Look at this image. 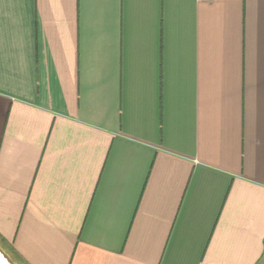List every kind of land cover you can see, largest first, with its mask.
Masks as SVG:
<instances>
[{
	"label": "crops",
	"instance_id": "1",
	"mask_svg": "<svg viewBox=\"0 0 264 264\" xmlns=\"http://www.w3.org/2000/svg\"><path fill=\"white\" fill-rule=\"evenodd\" d=\"M0 239L264 264V0H0Z\"/></svg>",
	"mask_w": 264,
	"mask_h": 264
},
{
	"label": "rangeland",
	"instance_id": "2",
	"mask_svg": "<svg viewBox=\"0 0 264 264\" xmlns=\"http://www.w3.org/2000/svg\"><path fill=\"white\" fill-rule=\"evenodd\" d=\"M3 257H2V256ZM0 264H24L14 250L0 240Z\"/></svg>",
	"mask_w": 264,
	"mask_h": 264
},
{
	"label": "trees",
	"instance_id": "3",
	"mask_svg": "<svg viewBox=\"0 0 264 264\" xmlns=\"http://www.w3.org/2000/svg\"><path fill=\"white\" fill-rule=\"evenodd\" d=\"M1 240V239H0ZM2 241V240H1ZM3 242V241H2ZM4 243V242H3Z\"/></svg>",
	"mask_w": 264,
	"mask_h": 264
},
{
	"label": "water",
	"instance_id": "4",
	"mask_svg": "<svg viewBox=\"0 0 264 264\" xmlns=\"http://www.w3.org/2000/svg\"><path fill=\"white\" fill-rule=\"evenodd\" d=\"M2 256V255H1ZM3 257V256H2Z\"/></svg>",
	"mask_w": 264,
	"mask_h": 264
}]
</instances>
